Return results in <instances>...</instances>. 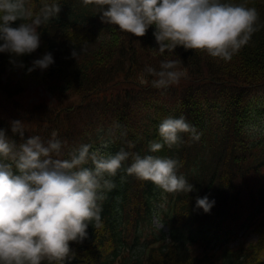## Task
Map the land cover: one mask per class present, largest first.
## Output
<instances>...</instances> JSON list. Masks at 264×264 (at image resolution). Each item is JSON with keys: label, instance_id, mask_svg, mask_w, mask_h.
<instances>
[{"label": "trees", "instance_id": "16d2710c", "mask_svg": "<svg viewBox=\"0 0 264 264\" xmlns=\"http://www.w3.org/2000/svg\"><path fill=\"white\" fill-rule=\"evenodd\" d=\"M44 2L53 0H26V7L35 14ZM55 2L61 10L38 29L35 52L15 57L16 65L0 53V129L17 144L23 141L11 132L10 121H23L25 140H47L56 131L66 141L64 158L80 144L98 146L102 138L114 141L106 149L111 154L123 149L167 156L180 162L177 174L194 190L166 193L129 176L124 171L129 158L101 202L100 227L89 224L87 238L70 242L71 254L63 262L42 264H264V131L248 130L264 119V0H222L258 13L256 31L227 61L180 46L175 54L159 53L153 49L158 47L154 26L135 37L103 23L99 5ZM47 52L54 64L28 73L37 54ZM176 55L186 75L166 89L153 87L155 77L145 68L159 70L161 61ZM29 79L45 94L31 98ZM181 116L200 139L181 133L179 143L150 153V142H162V121ZM206 195L215 200L210 213L196 208V198ZM160 196L164 207L157 206ZM154 213L167 231L153 224ZM250 232L254 240L233 242Z\"/></svg>", "mask_w": 264, "mask_h": 264}, {"label": "clouds", "instance_id": "9594fccd", "mask_svg": "<svg viewBox=\"0 0 264 264\" xmlns=\"http://www.w3.org/2000/svg\"><path fill=\"white\" fill-rule=\"evenodd\" d=\"M84 4L101 7L103 23L116 25L135 37H143L150 26L159 53L175 54L185 50L205 51L213 58L230 60L245 46L256 31L258 13L255 7L222 0H83ZM58 3L44 2L33 14L26 0H0V53L15 57L31 54L40 47L38 29L58 17ZM18 26H12L16 21ZM78 55L73 48L71 56ZM177 56V55H176ZM165 59L159 70L148 66L145 72L153 77L152 85L166 89L186 75L180 70L182 60ZM52 53L35 59L27 72L44 71L54 64ZM19 67H25L22 62ZM143 83V79L141 80ZM11 132L21 143L0 129V264H42V261L63 262L71 254L70 242L82 243L89 224L101 225V202L106 192L116 187L113 177L131 158L124 169L127 175L151 181L166 193L193 191L183 175H178L180 162L167 156H141L121 149L115 154L106 149L113 140L101 139L98 146L80 144L64 158L62 141L56 131L43 140L40 136L24 139V123L10 121ZM118 128L119 125H114ZM162 142L149 143V152L156 153L165 145L180 142L181 133L200 139L195 126L185 117H168L158 128ZM129 147H132L130 144ZM215 200L206 195L196 198V208L210 213ZM161 207H164L162 204Z\"/></svg>", "mask_w": 264, "mask_h": 264}, {"label": "rangeland", "instance_id": "374dc122", "mask_svg": "<svg viewBox=\"0 0 264 264\" xmlns=\"http://www.w3.org/2000/svg\"><path fill=\"white\" fill-rule=\"evenodd\" d=\"M42 57L40 54H37L36 56V59ZM39 69L35 70L34 72H38ZM27 88L30 89V95H31V98H34V99H37L39 98L40 96H42V94H45V91H40L38 90V88H36V86L34 85L33 81L31 79H29L27 81ZM261 115V114H260ZM260 115H256L255 119H257ZM250 133H254L253 135H257L259 134L260 132L264 131V119L262 121H260L259 123H257L256 121L253 122V124L250 125L249 129ZM159 200H156L157 201V206L161 207V205L163 204L164 202V197L163 196H160L158 197ZM157 214L154 213L153 215V224L158 227V228H161L163 231H166V226L164 223H162L158 217H156ZM143 234H145V232H143ZM242 238H247V240H254L256 238V234L254 232H250L248 233L247 235H239L233 242L236 243L237 240L239 239H242Z\"/></svg>", "mask_w": 264, "mask_h": 264}]
</instances>
